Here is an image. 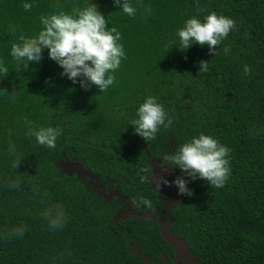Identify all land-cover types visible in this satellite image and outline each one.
Listing matches in <instances>:
<instances>
[{
  "label": "trees",
  "instance_id": "obj_1",
  "mask_svg": "<svg viewBox=\"0 0 264 264\" xmlns=\"http://www.w3.org/2000/svg\"><path fill=\"white\" fill-rule=\"evenodd\" d=\"M26 2L31 11L22 7ZM93 3L108 27L121 33L118 43L127 56L106 92L94 85L85 90L61 75L48 49L27 70L11 56L20 35L32 38L43 30L41 16ZM130 3L143 5L134 18L122 11L123 0L121 7L114 0H0V60L9 70L0 74V264H143L131 254L136 248L149 264H164L163 256L172 264L174 248L158 223L137 216L115 222L126 204L106 201L87 175L67 164L81 165L107 190L118 188L133 209L168 222L149 183L151 159L161 165L165 154L200 134L231 150V176L223 188L190 178L193 195H180L171 207L168 232L187 243L198 264H264V0ZM212 12L237 25L218 54L210 55L207 45L182 48L178 30L193 17L204 22ZM200 61L209 63L207 72L200 73ZM149 96L157 97L173 124L146 142L130 120ZM25 117L36 130L61 129L56 147L39 145ZM141 196L151 200V209L140 204ZM57 206L66 220L52 230L45 213L54 214ZM21 227L22 238L11 234Z\"/></svg>",
  "mask_w": 264,
  "mask_h": 264
},
{
  "label": "clouds",
  "instance_id": "obj_2",
  "mask_svg": "<svg viewBox=\"0 0 264 264\" xmlns=\"http://www.w3.org/2000/svg\"><path fill=\"white\" fill-rule=\"evenodd\" d=\"M117 7H121V0H114ZM25 11H31L33 5L24 3ZM55 7L60 8V5ZM142 4L133 6L130 0H123L122 11L130 17H135L138 8ZM150 12V8H148ZM43 25L37 36L28 38L24 35L18 37L19 43L11 45V56L23 65L24 70L29 67V62L39 63L43 56V50H49V58L55 61L64 71L61 75L67 76L73 83L87 90L90 86H96L101 92H106L116 83L114 73L120 68L121 62L127 59L124 47L118 43L121 33L115 27H108V21L99 11L98 5L93 3L83 9L73 7L71 13L63 10L41 16ZM237 27L236 21L212 12L204 18V22L193 17L185 22L184 27L178 30L180 45L189 49L193 44L207 45L210 55L218 54V46L227 39L229 34ZM13 33L15 29L12 30ZM225 54L230 52L229 47L223 49ZM200 73L209 70V63L199 62ZM252 71L248 65L244 66L245 75ZM8 68L4 61L0 60V74L8 75ZM83 78V79H80ZM7 93V90H4ZM135 119L130 120V125L135 128V133L146 142L155 140L161 127L168 128L173 120L165 111L164 106L158 102L157 97L149 96L139 106ZM29 124L28 134L34 136L39 145L47 148H55L57 138L61 135V129L53 127H41L38 130L25 117ZM230 149L220 144L211 136L200 134L198 138L182 144L174 154H165L161 161V167L172 166L179 168L192 180L197 178L206 181L211 187L223 188L231 176ZM12 155H16L14 146L9 148ZM21 161L17 159L14 167H18ZM143 179V178H142ZM159 185L171 186L163 177L158 179ZM178 188V195L192 196L189 189V181L184 177H178L174 182ZM16 187V185H13ZM141 205L151 209V200L141 196ZM135 204L136 201L133 200ZM52 230L62 229L65 224V213L62 207L57 206L55 213L51 210L45 213ZM23 227L14 230L13 236L23 237Z\"/></svg>",
  "mask_w": 264,
  "mask_h": 264
},
{
  "label": "water",
  "instance_id": "obj_3",
  "mask_svg": "<svg viewBox=\"0 0 264 264\" xmlns=\"http://www.w3.org/2000/svg\"><path fill=\"white\" fill-rule=\"evenodd\" d=\"M151 164L153 167V177L149 179L150 185L157 191L161 201H163V193L166 191L169 192L168 199L165 201V203H163L168 218V222L166 223L163 221L162 216L154 217L151 214L133 209V205L131 203L126 202L121 191L118 188L111 195H106L105 187L101 184L99 185L95 183L91 173L89 171L84 170V168L81 165H77V167L79 166L78 169L77 167H74L75 164L68 163L67 167L69 169H72V171L78 170L81 174L90 176L91 183L94 186L100 187L102 189L100 195L103 196L106 201H111L112 198L116 196L120 198L123 203L126 204L127 207L125 209L116 213L114 218L115 222L118 223L122 220H126L133 216H137L141 220L148 219L155 223H158L160 226L159 231L161 233L162 238L174 248L175 257L173 260V264H198L199 260L197 256L191 251L187 243L180 236L175 234L170 235L168 232L169 227L172 224V216L170 214L171 207L174 204L180 202V195H178V188L175 186L174 183H172L178 178V176L174 174L173 169L170 166H166L165 168H162L161 165L155 164V161L153 159H151ZM160 177L167 179L170 182L171 186H167V185L160 186L158 181ZM184 178L186 180L190 179V177L187 176H184ZM132 254H138L143 259L144 264H149V257L143 254L139 248H136ZM165 263L168 264V260L166 257H165Z\"/></svg>",
  "mask_w": 264,
  "mask_h": 264
},
{
  "label": "flooded vegetation",
  "instance_id": "obj_4",
  "mask_svg": "<svg viewBox=\"0 0 264 264\" xmlns=\"http://www.w3.org/2000/svg\"><path fill=\"white\" fill-rule=\"evenodd\" d=\"M93 176V175H92ZM89 178V184H91V185H93L92 183H91V177L90 176H88ZM93 178H94V182L95 183H97V184H99L100 185V183H98L97 181H96V178L93 176ZM151 178V177H150ZM149 178V179H150ZM101 185H103V184H101ZM94 186V185H93ZM104 186V185H103ZM97 190H99V193H98V195H100V192L102 191V189L100 188V187H96V186H94ZM105 187V186H104ZM117 189V188H116ZM116 189H114V190H107V188L105 187V191H106V195H111ZM167 193H168V196H169V192L168 191H166ZM165 193V192H164ZM101 196V195H100ZM168 196L165 198V200H163L162 201V203H165V201L168 199ZM103 197V196H102ZM113 198H118V197H116V196H114ZM112 198V199H113ZM120 199V198H119ZM127 207V206H126ZM164 207V206H163ZM165 209V208H164ZM161 216V215H160ZM164 221V220H163ZM165 223L167 222L166 220L164 221ZM159 229V228H158ZM135 249H132V251H131V254L133 253V251H134ZM174 257H175V255H174ZM174 257H173V259H172V264H173V260H174ZM163 259H164V264H166L165 263V256H163ZM143 264H144V262H143Z\"/></svg>",
  "mask_w": 264,
  "mask_h": 264
}]
</instances>
